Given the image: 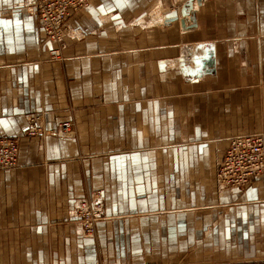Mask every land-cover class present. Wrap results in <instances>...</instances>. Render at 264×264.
I'll list each match as a JSON object with an SVG mask.
<instances>
[{
  "label": "crops",
  "instance_id": "0c3cea01",
  "mask_svg": "<svg viewBox=\"0 0 264 264\" xmlns=\"http://www.w3.org/2000/svg\"><path fill=\"white\" fill-rule=\"evenodd\" d=\"M36 3L0 0V138L19 141L0 264H264V174L217 180L230 137L264 131V0H91L59 41Z\"/></svg>",
  "mask_w": 264,
  "mask_h": 264
},
{
  "label": "built area",
  "instance_id": "2783aa9c",
  "mask_svg": "<svg viewBox=\"0 0 264 264\" xmlns=\"http://www.w3.org/2000/svg\"><path fill=\"white\" fill-rule=\"evenodd\" d=\"M91 0H37L36 13L39 16L44 33L55 41L61 40L68 32L66 24L71 11L88 6ZM53 58H59V49L51 50ZM40 115L29 120V135L43 133L39 125ZM62 134L71 136L74 128L71 122L61 124ZM18 139L0 138V171L11 169L18 163ZM264 174V131L238 134L230 137L229 146L221 161L218 182L228 189H244L254 179ZM98 198L82 200L78 207V218L87 235L95 232V223L101 218L102 202Z\"/></svg>",
  "mask_w": 264,
  "mask_h": 264
},
{
  "label": "rangeland",
  "instance_id": "374dc122",
  "mask_svg": "<svg viewBox=\"0 0 264 264\" xmlns=\"http://www.w3.org/2000/svg\"><path fill=\"white\" fill-rule=\"evenodd\" d=\"M176 1H178V2H182L183 0H176ZM184 1H186V0H184ZM187 4H188L187 2L184 3V5H183V7H182V9H181V13H182L183 9L186 8ZM187 7H188V6H187ZM97 200H98V201H101V198H98ZM101 202H102V213H101L102 216H101V218L95 223V229H96V224L104 218V216H103V206H104V204H103V201H101Z\"/></svg>",
  "mask_w": 264,
  "mask_h": 264
},
{
  "label": "water",
  "instance_id": "95a60500",
  "mask_svg": "<svg viewBox=\"0 0 264 264\" xmlns=\"http://www.w3.org/2000/svg\"><path fill=\"white\" fill-rule=\"evenodd\" d=\"M187 8H188V7L186 6V8H185V9H183V11H182V14H183V15H186V13H185V12L187 11ZM169 20H171V21H172V20H177V18H176V17H174V18H172V19H169ZM181 22H182V25H183V26H185V20H183V19H182V21H181Z\"/></svg>",
  "mask_w": 264,
  "mask_h": 264
},
{
  "label": "bare ground",
  "instance_id": "6f19581e",
  "mask_svg": "<svg viewBox=\"0 0 264 264\" xmlns=\"http://www.w3.org/2000/svg\"><path fill=\"white\" fill-rule=\"evenodd\" d=\"M194 6H196L195 4H194ZM158 15H159V13H158ZM156 16V15H155ZM154 17V16H153ZM157 18V17H156ZM190 18V17H189ZM191 19V18H190ZM185 20V19H184ZM160 21V20H159ZM187 27H188V25H187ZM100 192V191H99Z\"/></svg>",
  "mask_w": 264,
  "mask_h": 264
}]
</instances>
